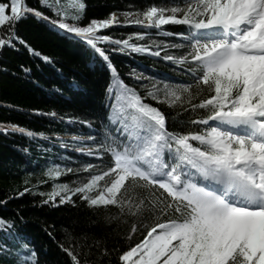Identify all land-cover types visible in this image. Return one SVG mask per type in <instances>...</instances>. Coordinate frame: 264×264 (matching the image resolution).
Masks as SVG:
<instances>
[{
	"label": "snow or ice",
	"instance_id": "obj_1",
	"mask_svg": "<svg viewBox=\"0 0 264 264\" xmlns=\"http://www.w3.org/2000/svg\"><path fill=\"white\" fill-rule=\"evenodd\" d=\"M39 4L53 15L29 7L26 0H0V53L22 46L30 56L52 62L17 34V25L29 16L80 40L109 72V112L101 129L80 121L91 131L86 139L72 138L75 150L90 158L87 162L80 167L51 163L46 179L39 181H52L50 192L34 185L9 199L39 195L45 197L42 205L50 207L76 206L80 200L90 209L103 210L108 225L132 218L124 239L131 241L138 232L142 239L119 255V264H264V0H181L124 12L123 23L110 13L86 25L84 0ZM177 25L185 31L164 27ZM113 26L145 31L115 39L104 32ZM151 30L165 38L178 36L180 42H133L150 38ZM112 53L159 58L191 82L158 81L149 87L142 82L155 78L132 69L129 76L136 84L129 85L113 64ZM137 85L145 89L144 95ZM148 99L175 112L171 126L169 116ZM184 113L187 118L177 121ZM177 123L187 130H177ZM0 134L47 139L15 124L0 125ZM82 173L87 175L81 178ZM68 174L77 176L72 185L58 182ZM45 231L70 264H93V248L99 250L98 264L110 256L92 233L77 236L65 229L60 240ZM0 238V264L4 259L41 264L16 219L0 216Z\"/></svg>",
	"mask_w": 264,
	"mask_h": 264
},
{
	"label": "trees",
	"instance_id": "obj_2",
	"mask_svg": "<svg viewBox=\"0 0 264 264\" xmlns=\"http://www.w3.org/2000/svg\"><path fill=\"white\" fill-rule=\"evenodd\" d=\"M84 2L87 8L82 24L86 25L91 19H104L110 13L137 12L152 5H170L181 0H84ZM26 3L50 17L53 15L46 8L40 7L39 0H26ZM164 27L176 33L185 31V27L179 25ZM144 31L141 27L135 26H114L110 30H104L105 34L115 39H122L117 32L135 34ZM151 31L150 38L142 42L136 40L133 42L151 43L152 40L180 42L178 36L165 38L155 35V30ZM17 34L42 55L49 57L52 62L45 63L40 58L30 56L22 46L18 51L6 49L0 53V125H19L36 133H43L47 139L30 141L19 134L7 136L0 134V200L7 201L6 205H0V216L16 219L19 233L35 248L41 264H70L69 258L45 229L53 231V235L60 240L65 235V229L77 236L85 232L92 233L96 239L103 241L101 249L106 247L110 252V256L103 257L99 264H119V255L142 239L139 232L131 241L124 239L130 232L132 218H128L127 223L114 222L108 225L104 221L106 213L103 210L90 209L80 200L76 201V206L50 207L42 205L45 197L39 195L26 193L18 198L9 199L10 196H16L17 193L24 191L26 187L33 188L34 185L38 191L50 192L53 182L49 180L40 184L39 181L46 179L44 172L51 163L80 167L87 162L90 158L80 155L75 150L72 138L77 136L86 139L91 131L80 121H88L93 128L99 130L102 121L107 123L109 112L105 97L110 75L88 46L78 39L69 38L62 31L37 22L31 16L17 25ZM111 60L129 85L136 84L129 76L132 69L155 78L142 82L149 87L158 81L191 82L188 76L174 70V66L168 62L146 54L112 53ZM24 68L30 69V72L25 73ZM137 90L141 95L145 94V89L140 85H137ZM146 102L161 108L169 116L171 126V117L175 116V112L165 105L156 104L151 99ZM37 113L56 115L53 117ZM187 116L188 114L184 113L182 117H177V121L186 119ZM69 119L75 122L68 123ZM175 127L177 130H187L179 123ZM60 140L68 143L67 149L60 146ZM76 177L68 174L62 176L58 182L72 185L70 181ZM25 181L29 183L26 184ZM111 211L114 213L116 210ZM19 217H23V221ZM51 225H55L54 230ZM2 242L10 243L6 240ZM98 257L99 250L93 248L89 259L93 264H98ZM2 264H11V261L4 259Z\"/></svg>",
	"mask_w": 264,
	"mask_h": 264
},
{
	"label": "rangeland",
	"instance_id": "obj_3",
	"mask_svg": "<svg viewBox=\"0 0 264 264\" xmlns=\"http://www.w3.org/2000/svg\"><path fill=\"white\" fill-rule=\"evenodd\" d=\"M123 13L124 12H119V13H116L117 14V17H118V19L121 21V23H123L124 22V20H125V17H124V15H123ZM131 19H136V17L135 16H132L131 17ZM114 27V26H113ZM136 28H139V26H135ZM112 29V28H111ZM108 30H110V29H108ZM119 35H120V37L122 38V39H127L129 36H134L135 34H128V33H123V32H117ZM142 42V41H141ZM131 72V71H130ZM129 72V73H130ZM145 81V80H144ZM87 174L86 173H82V174H80V177L81 178H83L84 176H86ZM74 180H77V177L75 178V179H73L72 181H70L71 183L74 181Z\"/></svg>",
	"mask_w": 264,
	"mask_h": 264
}]
</instances>
